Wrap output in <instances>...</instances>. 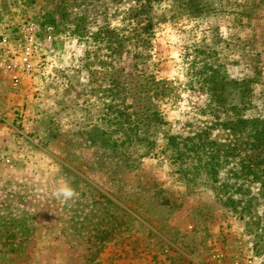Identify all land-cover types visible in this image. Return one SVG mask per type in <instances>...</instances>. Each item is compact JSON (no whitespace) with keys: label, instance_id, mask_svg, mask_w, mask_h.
I'll return each mask as SVG.
<instances>
[{"label":"rangeland","instance_id":"rangeland-1","mask_svg":"<svg viewBox=\"0 0 264 264\" xmlns=\"http://www.w3.org/2000/svg\"><path fill=\"white\" fill-rule=\"evenodd\" d=\"M125 91L164 122L127 166ZM233 116L263 126L264 0H0V264H264V185L161 153Z\"/></svg>","mask_w":264,"mask_h":264},{"label":"trees","instance_id":"trees-1","mask_svg":"<svg viewBox=\"0 0 264 264\" xmlns=\"http://www.w3.org/2000/svg\"><path fill=\"white\" fill-rule=\"evenodd\" d=\"M142 100L144 98L140 99ZM147 100L151 101L150 96ZM128 101L126 91L115 94L117 106L113 111L107 110L113 117L110 119L106 114L104 118V121L115 126V131L119 135L112 143L114 150L121 156V165L125 166L134 161L131 154L135 156L139 147L148 150L149 146L156 145L154 139L151 141V138L147 137L148 132L164 124L157 110L134 108L127 104ZM232 118L236 120L227 123V130L231 135L226 144H218L215 140L203 138H187L180 143L177 142V137L170 136L161 153H171L170 157L174 159L175 164L188 165L191 170L196 171L197 164L201 162L199 152L208 150L210 162H225L227 159V163H234L237 168L231 171L237 179L264 185V121L262 126V122L260 124L256 119L240 121L237 116ZM246 134L247 138L243 140L242 135ZM167 156L169 157L168 154Z\"/></svg>","mask_w":264,"mask_h":264},{"label":"clouds","instance_id":"clouds-1","mask_svg":"<svg viewBox=\"0 0 264 264\" xmlns=\"http://www.w3.org/2000/svg\"><path fill=\"white\" fill-rule=\"evenodd\" d=\"M57 196H63L64 198H71L74 195V192L72 189L68 187H61L57 190L55 193Z\"/></svg>","mask_w":264,"mask_h":264},{"label":"built area","instance_id":"built-area-1","mask_svg":"<svg viewBox=\"0 0 264 264\" xmlns=\"http://www.w3.org/2000/svg\"><path fill=\"white\" fill-rule=\"evenodd\" d=\"M29 37V39H31L32 40V36H30V31H28V34H27V38ZM21 64L23 65V66H25V65H28L29 64V56H23L22 58H21Z\"/></svg>","mask_w":264,"mask_h":264}]
</instances>
